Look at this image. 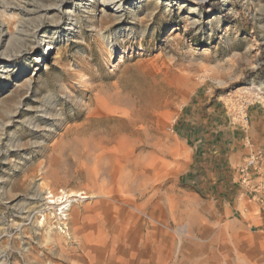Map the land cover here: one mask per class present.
I'll list each match as a JSON object with an SVG mask.
<instances>
[{
    "label": "rangeland",
    "instance_id": "1",
    "mask_svg": "<svg viewBox=\"0 0 264 264\" xmlns=\"http://www.w3.org/2000/svg\"><path fill=\"white\" fill-rule=\"evenodd\" d=\"M202 126L264 156V0H0V264H264Z\"/></svg>",
    "mask_w": 264,
    "mask_h": 264
},
{
    "label": "crops",
    "instance_id": "2",
    "mask_svg": "<svg viewBox=\"0 0 264 264\" xmlns=\"http://www.w3.org/2000/svg\"><path fill=\"white\" fill-rule=\"evenodd\" d=\"M184 127L189 128L190 126ZM207 128L206 126H202V129L192 127L194 133H197L194 137L195 143H205L206 146H209H202L205 152L202 150V144L196 146L199 147V156L196 158L193 168L189 169L188 174L197 181H203L205 177L215 175L214 177L217 178L219 182L229 185L228 190H223V193L228 199L226 202L227 206H230L234 213L239 211L240 214L241 212L240 215L243 216V220H247L251 223H259V226L264 229V202L257 200L258 195L264 197V156L262 155L260 160L254 163V169H250V172L253 171L255 173L251 175L252 177L250 176V186H246L244 183L245 185H242L241 192L237 188L232 189L235 185L231 183L236 180V175L238 176V174H240L238 165L242 160L247 158L249 149L246 146H241L239 148L236 146L235 141H230L229 143L230 139L227 142L226 139L229 138V136L225 137L221 128L206 132L205 130ZM212 132L213 138L215 137L217 139L208 144L206 134ZM232 176H234L233 179H231ZM252 189H255L258 193L253 195ZM251 195L252 197L250 198ZM246 197L248 199H246ZM246 200H248V203ZM230 203H232V205H230Z\"/></svg>",
    "mask_w": 264,
    "mask_h": 264
},
{
    "label": "bare ground",
    "instance_id": "3",
    "mask_svg": "<svg viewBox=\"0 0 264 264\" xmlns=\"http://www.w3.org/2000/svg\"><path fill=\"white\" fill-rule=\"evenodd\" d=\"M113 2V1H112ZM118 3V2H117ZM116 98V97H115ZM116 99H119V98H116ZM103 135V134H102ZM117 135V134H116ZM101 136V135H100ZM104 136V135H103ZM105 136H106V134H105ZM94 137V136H93ZM102 137V136H101ZM120 137V136H119ZM125 137V136H124ZM98 138V137H97ZM95 139H96V137H95ZM101 139V138H100ZM109 139V138H108ZM97 140V139H96ZM117 140H118V138H117ZM116 139H115V141H117ZM99 142L101 143V141L99 140ZM104 142H106V143H109V142H111L110 140H104ZM103 143V142H102ZM132 143V142H131ZM104 144V143H103ZM102 144V145H103ZM114 144V143H113ZM101 145V144H100ZM99 145V146H100ZM105 145V144H104ZM106 145H108V144H106ZM119 145V144H118ZM133 146H135V144H133ZM97 147H98V145L96 144V142L94 141V142H90V144H89V148H90V150L91 151H95L96 149H97ZM102 148H104V147H102ZM136 148V147H135ZM117 149V148H116ZM99 151V150H98ZM82 152V151H81ZM118 152V151H117ZM115 153H116V150H115ZM109 155L110 154H107L106 155V151L104 150L103 151V157L106 159V158H109ZM112 156V155H111ZM134 156H132L130 159H129V163H132L133 164V167H135V159L133 158ZM129 158V157H128ZM106 160H108V159H106ZM95 162H94V166H93V168H92V170H94V172L95 173H97V171H99L98 169H100L99 167H98V165L100 164V162L98 161V159L97 158H95V160H94ZM111 164V163H110ZM109 165V164H108ZM138 165H139V163H138ZM101 168H102V166H101ZM136 168H138V167H136ZM144 168V167H143ZM111 169V168H110ZM106 170V169H105ZM130 170V169H129ZM100 171L102 172V170L100 169ZM93 173V172H92ZM94 174V173H93ZM148 174V173H147ZM105 175V174H104ZM149 175V174H148ZM107 176V175H106ZM111 176V175H110ZM128 176L130 177V178H134V180H135V178L137 177V179H138V176H140L139 174H136L134 171H133V173L132 174H128ZM94 177H95V174H94ZM92 179V178H91ZM95 179V178H94ZM136 179V180H137ZM95 181V180H94ZM97 182V181H96ZM93 183H95V182H93ZM129 183V182H128ZM132 185V184H131ZM133 186V185H132ZM131 188V187H130ZM50 193V192H49ZM49 196H53V194H49ZM49 202L50 203H52V204H54L55 203V200L54 199H50L49 200ZM66 202V203H65ZM68 202V200L67 199H64V200H61V201H59L58 202V204H62L61 206H60V208H62V209H67V207L69 206V203H67ZM63 211V210H62Z\"/></svg>",
    "mask_w": 264,
    "mask_h": 264
},
{
    "label": "built area",
    "instance_id": "4",
    "mask_svg": "<svg viewBox=\"0 0 264 264\" xmlns=\"http://www.w3.org/2000/svg\"><path fill=\"white\" fill-rule=\"evenodd\" d=\"M261 155H251V157L247 160H245V162L240 166L239 171L240 174L242 175V183H245L246 185H249V180H250V172L249 170L254 166V163L257 160H260ZM253 192L255 193L254 195H256L258 192L255 191V189H252ZM257 200L264 202V197L258 195L257 196Z\"/></svg>",
    "mask_w": 264,
    "mask_h": 264
}]
</instances>
